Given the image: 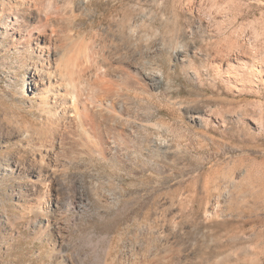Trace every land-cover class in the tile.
I'll return each instance as SVG.
<instances>
[{
    "label": "rangeland",
    "instance_id": "rangeland-1",
    "mask_svg": "<svg viewBox=\"0 0 264 264\" xmlns=\"http://www.w3.org/2000/svg\"><path fill=\"white\" fill-rule=\"evenodd\" d=\"M23 1L0 0V264H264V0ZM26 5L21 36L51 34L56 84L101 100L126 150L93 153L28 88L6 31Z\"/></svg>",
    "mask_w": 264,
    "mask_h": 264
},
{
    "label": "bare ground",
    "instance_id": "bare-ground-1",
    "mask_svg": "<svg viewBox=\"0 0 264 264\" xmlns=\"http://www.w3.org/2000/svg\"><path fill=\"white\" fill-rule=\"evenodd\" d=\"M16 1V0H15ZM25 1V0H24ZM23 1V2H24ZM14 4V3H12ZM26 4V3H25ZM15 5V4H14ZM23 4H21L22 6ZM27 6V5H26ZM29 6V5H28ZM27 6V8L22 9V10H15L13 13H11L13 20H9L10 22L6 25V31L7 28L8 30H10V33L8 34V36L11 39H15V35H18V38L16 39H20L21 43L19 44V50L23 51L26 53V51H30L33 56L37 59L36 63H34L31 67H27L28 68V77L25 79V82L28 84V88H30L31 92L39 95L40 97H43V100L41 101V103L44 105H46L45 107H47L48 111V116L49 118L53 121V123H56L57 127L58 125H65L66 122H74L76 123L74 127H76V125L78 126V128L80 129V132H82L85 137L91 141V146L93 147V153L95 154H99L102 155L104 153V149L106 148V151H108L109 154L113 155V157L115 155H117V153L121 150V149H125L128 148V138L127 136L123 133V131L120 130V128H117V124L119 122H116L115 124H110L108 126H104V130L106 133V137L107 140L103 141L101 140V136H99V133L101 132V124L99 120L101 119H97L98 115H95L96 110L95 108L93 109L92 107H94V102H96V104L101 107L103 105L101 100L96 101L94 99L93 104L91 106H86L85 103L83 102V100H81V94L78 91H72L69 93H65V90H71L69 87V89H65L64 92H62L61 90V85L59 86V83L56 84V81L54 76H52L50 73V66H51V59L54 55L53 50L51 49V47L53 45H51V34H49L46 29L40 30L38 33H35L29 40H24V37L21 36V30H27L30 27V22L36 17V15L38 14L36 10H34L33 8H29ZM13 7V5H12ZM15 9L17 6H14ZM25 7V6H24ZM47 12V11H46ZM50 15V13H49ZM8 16V17H10ZM49 19H51V17H49ZM17 23V28L13 29V24ZM51 23V22H50ZM48 29V28H47ZM53 32V31H52ZM51 33V32H50ZM53 38V37H52ZM15 43V42H14ZM17 50V49H16ZM23 57V56H22ZM26 60V59H25ZM60 60V59H59ZM98 63V62H97ZM24 64V63H23ZM63 66H66L63 64ZM95 66V65H94ZM62 67V66H61ZM60 67V68H61ZM96 67V66H95ZM103 67V66H102ZM108 67V66H107ZM112 67V66H111ZM114 67V66H113ZM67 68V67H64ZM104 68V67H103ZM106 68V67H105ZM109 68V67H108ZM102 69V68H101ZM110 69V68H109ZM114 69V68H113ZM117 69V68H116ZM63 70V69H61ZM105 70V69H103ZM111 70V69H110ZM115 70V69H114ZM66 71V70H64ZM68 71V70H67ZM62 72V71H61ZM103 72V71H102ZM115 72V71H114ZM69 73V72H68ZM150 73V74H149ZM148 75L151 79L155 80H159L160 79V75L159 73H151L149 72ZM61 74V73H60ZM71 74V73H70ZM114 74V73H113ZM66 75V74H65ZM64 75V77H65ZM94 76V75H93ZM67 77V76H66ZM65 77V78H66ZM96 77V76H95ZM119 77V76H118ZM73 78V77H72ZM91 78V77H90ZM57 79V78H56ZM77 79V78H76ZM74 79V82L77 83ZM79 79V78H78ZM83 80V79H82ZM69 81V80H68ZM93 81V80H92ZM64 82V81H63ZM85 82V81H84ZM98 82V80H97ZM95 83V82H93ZM65 85V84H64ZM63 85V86H64ZM77 85V84H76ZM106 85V84H104ZM62 86V87H63ZM91 88L94 87V85H91ZM88 86V87H90ZM100 86V85H99ZM73 87V86H72ZM95 87H97L95 85ZM103 87V86H102ZM107 87V86H106ZM99 88V87H98ZM97 89V88H96ZM106 89V88H105ZM109 89V88H108ZM98 90V89H97ZM101 90V89H100ZM110 90V89H109ZM41 91V92H40ZM96 91V90H95ZM106 92V91H105ZM42 93V95H41ZM103 93V92H102ZM44 94V95H43ZM25 96V95H24ZM98 96V95H97ZM101 96V95H100ZM112 96V95H111ZM113 97V96H112ZM116 97V96H115ZM42 99V98H40ZM93 99V98H92ZM107 99V98H106ZM59 100V102H58ZM30 103V102H29ZM23 104V103H22ZM33 104V103H32ZM40 104V103H39ZM112 105V103H110ZM94 105V106H93ZM96 105V107H97ZM107 106H109V104H107ZM99 107H97L99 109ZM120 107V106H119ZM128 107V106H127ZM35 108V107H34ZM39 109V108H37ZM97 109V111H99ZM107 109V108H106ZM30 110V109H29ZM101 110V109H100ZM109 109H107L108 111ZM106 111V110H105ZM110 111V110H109ZM120 111V110H119ZM41 112V111H40ZM104 112V111H103ZM111 112V111H110ZM109 112V113H110ZM41 114V113H39ZM102 114H99V116ZM127 115V114H126ZM111 116V115H110ZM118 116V115H117ZM40 117V116H39ZM38 117V118H39ZM103 117V116H102ZM107 117V116H106ZM108 118V117H107ZM124 118V117H123ZM49 119V120H50ZM104 119V118H103ZM116 119V118H114ZM112 118V120H114ZM129 120V119H128ZM35 121V120H34ZM48 121V120H47ZM104 121V120H102ZM108 121V120H107ZM115 121V120H114ZM117 121V120H116ZM106 122V121H105ZM113 122V121H112ZM127 121L125 120V123ZM49 123H51L49 121ZM107 123V122H106ZM73 124V123H72ZM124 124V123H123ZM127 124V123H126ZM130 124V122H129ZM127 124V125H129ZM44 125V124H43ZM126 125V126H127ZM55 126V124H54ZM53 126V129H55ZM121 126V124H120ZM125 126V125H124ZM48 127V126H47ZM50 127V126H49ZM60 127V126H59ZM123 127V126H122ZM63 128V127H62ZM50 129V128H49ZM52 129V130H53ZM78 129V130H79ZM102 129V130H103ZM131 129V128H130ZM57 130V129H56ZM77 130V131H78ZM103 130V132H104ZM132 130V129H131ZM8 131V130H7ZM19 131V130H18ZM62 131V130H61ZM17 132V131H16ZM50 133V132H49ZM11 134V133H10ZM43 135L46 136L45 132H41L40 136L42 137ZM17 136V135H16ZM48 137V136H47ZM33 139V138H32ZM59 140V139H58ZM79 140V139H78ZM105 140V139H104ZM31 141V140H30ZM21 142V141H20ZM61 142V141H60ZM84 142V141H81ZM27 144V143H26ZM25 144V145H26ZM48 144V143H47ZM88 144V143H86ZM160 147L162 145H164L163 142L159 143ZM29 145V144H28ZM89 145V144H88ZM104 145V146H103ZM87 146V145H86ZM29 147V146H28ZM81 147V146H80ZM159 147V148H160ZM24 148V147H23ZM38 148V147H37ZM82 149V147H81ZM86 149V148H85ZM41 150V149H40ZM36 152L37 154L39 153L41 160L46 159L48 162H51L53 157H54V149L52 148H44L42 151ZM87 150V149H86ZM122 152V151H121ZM87 153V152H86ZM91 153V152H89ZM20 155V154H19ZM33 156V155H32ZM59 156V155H58ZM14 157V156H13ZM35 157V156H34ZM33 157V158H34ZM39 157V156H38ZM63 157V156H62ZM65 158V157H64ZM55 159V158H54ZM66 159V158H65ZM75 159V158H74ZM73 159V160H74ZM67 160V159H66ZM14 161V160H13ZM24 161V160H23ZM45 161V160H44ZM18 162V161H17ZM15 161V163H17ZM59 161H57L58 163ZM23 163V162H22ZM39 163V162H38ZM14 164V162H13ZM28 169L27 170H32L34 168V166H36V159H29L24 163ZM40 164V163H39ZM43 161H42V165H43ZM55 164V163H54ZM25 165H21V163H17L15 166L17 167V169L19 171L25 170ZM50 165V164H49ZM48 165V167H49ZM56 166V165H55ZM38 167V166H37ZM36 167V168H37ZM40 167L43 169V167L40 164ZM45 167V166H44ZM50 168V167H49ZM61 168V167H60ZM66 168V166H65ZM48 169V168H47ZM54 169V167H53ZM63 169V168H62ZM50 170V169H48ZM41 171V170H40ZM67 171V170H66ZM39 172V169H38ZM51 172V170H50ZM53 172V171H52ZM54 173V172H53ZM63 173V172H61ZM38 174V173H37ZM55 175V174H54ZM51 176V174H50ZM56 176V175H55ZM64 177V175H63ZM82 177V176H81ZM73 178V177H72ZM53 179L55 180V178L53 177ZM62 179V178H61ZM60 179V180H61ZM66 179V178H64ZM78 179V178H77ZM80 179V178H79ZM44 180V179H43ZM65 181V180H64ZM79 181V180H78ZM89 181V180H88ZM37 182V181H36ZM80 183V182H79ZM20 184V183H19ZM47 184V183H46ZM96 185V184H95ZM100 186V185H99ZM104 186V185H103ZM33 187V186H32ZM115 187V186H114ZM57 188V187H56ZM60 188V187H59ZM63 188V187H62ZM83 188V187H82ZM117 188V187H116ZM51 189V188H50ZM95 189V188H94ZM114 189V188H113ZM65 191V189L63 190ZM97 191V190H96ZM106 191V190H105ZM41 193V192H40ZM65 193V192H64ZM63 193V194H64ZM82 193V192H81ZM106 194V193H105ZM43 195V193H42ZM98 195V194H97ZM104 196V195H103ZM59 198V197H58ZM39 199V198H38ZM41 199V198H40ZM57 199V198H56ZM117 199V193H110L107 195H105V202L107 205H111L112 202H114ZM67 201V200H66ZM64 202V201H63ZM58 203V201L55 200V202H52V204ZM54 205V206H56ZM20 207V206H19ZM24 207V206H23ZM29 207V206H28ZM27 207V208H28ZM37 207V205H36ZM17 209V208H16ZM37 209V208H36ZM41 209V208H40ZM17 211V210H16ZM36 211V210H35ZM29 212V211H28ZM33 212V209H32ZM65 212V211H64ZM28 214V213H27ZM50 214V213H49ZM39 215V214H38ZM65 216V215H64ZM42 217V216H41ZM6 219V218H5ZM9 220V219H8ZM46 220V219H45ZM58 220V219H57ZM56 220V221H57ZM50 221L48 224V226H51L52 229H55L56 226V221L54 220V218L50 217V219L48 220ZM69 221V220H68ZM59 222V221H58ZM62 222V221H61ZM28 223V222H27ZM63 227V226H62ZM64 229V228H63ZM55 236V235H54ZM141 236V235H140ZM155 240V239H154ZM52 244V243H51ZM65 245V244H64ZM161 245V244H160ZM130 248V247H129ZM136 248V247H135ZM134 248V249H135ZM145 248V246H144ZM46 250V249H45ZM129 250V249H128ZM149 250V249H148ZM40 251V250H39ZM132 251V249H131ZM135 251V250H134ZM140 251V250H139ZM48 252V251H47ZM154 253V252H153ZM55 254V253H54ZM142 254V253H141ZM49 255V254H48ZM61 255V254H59ZM65 255V254H64ZM66 256V255H65ZM120 256V255H119ZM67 257V256H66ZM69 257V256H68ZM134 257V256H133ZM146 257V256H145ZM140 258V257H139ZM159 258V257H158ZM124 260V259H123ZM141 260V259H140ZM126 262V260H125ZM135 262V261H134ZM131 263V262H130ZM129 263V264H130ZM140 263V262H139ZM118 264V263H117ZM138 264V262H137Z\"/></svg>",
    "mask_w": 264,
    "mask_h": 264
},
{
    "label": "clouds",
    "instance_id": "clouds-1",
    "mask_svg": "<svg viewBox=\"0 0 264 264\" xmlns=\"http://www.w3.org/2000/svg\"><path fill=\"white\" fill-rule=\"evenodd\" d=\"M51 75L52 76H57L58 73L56 71H53L51 73ZM84 87H85V85H83V84H80L79 85V88H84ZM81 94L84 95V97H85V99H84L85 105L86 106H91L93 104V101L87 98V94L86 93H81ZM58 102H59V100H58ZM234 111L238 112L239 111V108H236ZM261 163H264V160H262Z\"/></svg>",
    "mask_w": 264,
    "mask_h": 264
}]
</instances>
